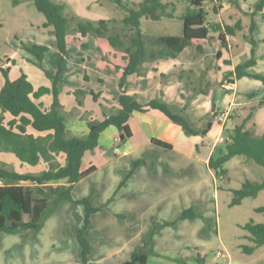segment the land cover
<instances>
[{
  "label": "trees",
  "instance_id": "1",
  "mask_svg": "<svg viewBox=\"0 0 264 264\" xmlns=\"http://www.w3.org/2000/svg\"><path fill=\"white\" fill-rule=\"evenodd\" d=\"M209 1L211 8L206 5V0H141L132 5L117 0L126 10V15L121 21L106 18L91 21L77 14L67 13L63 2L32 0L37 10L45 17L42 27H52L51 33L54 39L46 45L24 41H20V44L35 57L36 61L29 60L42 70L51 84L34 87L23 71L16 78H11L9 69L0 68L4 79L0 88V152H11L21 163L29 166H37L41 163L43 169L37 173H22L0 166V182H4V186L0 187V232L12 234L30 230L32 236H35L42 228L45 217L53 212L60 202L70 201L81 205L84 209L83 226L76 234L80 244L78 258L82 264H90L92 236L88 227L91 215L107 208L115 193L103 204L94 205L99 195L95 186L90 187L87 196L79 199L73 198L72 188L76 182L93 173V167L82 170L81 165L86 152L94 150L98 145L100 133L108 126H115L123 135L122 139H127L131 136L128 126L130 115L134 111L150 110L163 113L172 122L180 125L187 135H205L206 130L211 127L210 121L200 128L194 126L185 113L189 98H186L184 106L177 110L160 98L140 103L135 94L128 93L126 85V77L129 74L144 75L145 62L175 57L187 46L194 49L195 56H203V42L215 39L222 48L228 50L227 38L236 36L237 31L243 30L242 19L237 18L230 24L212 20L208 14L211 11L218 16L222 5L219 0ZM263 8L264 0H256L252 11L246 12L240 9L242 14L249 17V35L244 34V36L251 43L250 55L224 74L227 84H233L235 79L242 76L264 81V75L248 71V68L255 64L253 16ZM142 17L150 20L179 19L182 23V31L180 34H147L141 28ZM72 31L77 32L80 38L88 33H94L99 38L106 39L114 49L122 52L123 58L126 59L118 82L117 105L106 99L101 100L100 93L82 89L73 90L78 105H82L81 96L90 93L102 107V119L84 116L88 127V132L84 135L68 132L65 124L66 112L59 100L60 73L71 43ZM211 33H216V37ZM50 46L57 47L61 52L56 69L46 68L42 64L43 56ZM80 46L84 49L87 47L85 43H81ZM217 57H220V52ZM224 61L230 64L229 59ZM184 78L190 84L193 95L209 93L211 82L206 79L205 71L197 74L193 70H181L179 79ZM44 94L52 95V102L48 107H44L39 101ZM254 103L251 105L248 118L253 115L257 106L264 103V97ZM246 120L247 118L236 124L232 133L223 139L224 150L209 157L208 167L216 178L227 175L224 165L237 155L252 159L264 168V132L255 134L247 127ZM152 142L163 149L171 148L169 143L160 139L154 138ZM140 163V160L135 161L133 167H137ZM130 174L131 171L123 175L117 189L125 183ZM261 190H264V176L261 180L246 179L239 188L232 191L230 204H240L244 198L255 197ZM255 210L264 213V206H258ZM195 217L206 219L195 206H190L174 220L154 221L142 238V243L132 251L130 259L122 264H147L149 253H156L152 245L153 238L162 227L175 225L181 219ZM242 227L247 232L245 238L249 243L241 244L240 249L246 254H251L256 248L264 245V222L250 219ZM196 258L201 261L199 254Z\"/></svg>",
  "mask_w": 264,
  "mask_h": 264
},
{
  "label": "crops",
  "instance_id": "2",
  "mask_svg": "<svg viewBox=\"0 0 264 264\" xmlns=\"http://www.w3.org/2000/svg\"><path fill=\"white\" fill-rule=\"evenodd\" d=\"M255 2L256 0H249L241 9L250 12ZM234 15L235 20L243 18L244 28V24L247 23L245 18L237 13ZM253 18L255 21L254 33H256L257 28L260 31L264 27V8L262 11L256 12ZM51 29L52 27H41L37 29L39 33H33L31 30H34L29 29L25 31V35L19 36V38L14 36L8 52L4 55V60L0 61V68L9 69V76L16 78L23 71L21 69L16 77L11 75L12 68L17 64V58L35 65L29 60L36 61L35 57L21 47L20 41L49 44L54 39ZM234 37H228L227 42L229 38ZM257 38L264 41V32L257 35ZM70 41L60 73L59 100L66 112L65 124L68 132L74 135H84L88 132L84 116L102 119V107L90 93L81 96L82 105H78L73 90L82 89L87 92L100 93L101 100L106 99L117 105L118 82L126 59L123 58L124 54L114 49L106 39L99 38L94 33H88L80 38L77 32L72 31ZM81 43L87 45L86 49L80 46ZM205 43L203 42V44ZM214 43L213 46L203 45V56H195L194 49L187 46L175 57L145 62L143 64L144 75L133 73L126 77L128 93L135 94L140 103H147L151 99L160 98L174 110H177L182 108L186 98H189L185 113L194 126L200 128L206 126L210 121L211 127L206 130L205 135H187L180 125L172 122L163 113L150 110L147 112L134 111L130 115L128 126L131 130V136L127 139L120 137L121 133L115 126H108L100 133L98 145L94 150L86 152L81 165L82 170L93 167V173L76 182L72 188L73 198L79 199L87 196L90 187L95 186L99 193L94 202L95 205L103 204L115 193L106 209L91 215L90 264H122L129 260L132 251L142 243V238L153 223L152 210L149 211L151 207H169V210L188 207L190 204L200 207V204L205 201V196H207L206 200L211 202V196L216 190L214 186L215 176L208 167V159L211 155H217L224 149L221 144L223 141H218V137L222 136L223 139H226L236 125L235 123L233 127H230L227 118L220 124L216 121L215 115L223 111H228L229 114L234 108L238 109V113H240L241 107H246L264 97V95L255 97L256 91L264 94V81L250 76L235 79L233 84H229V89L226 88L225 75L218 78L215 73V66H218L219 62V57L216 56L218 52H220V56L222 55V47L220 48L218 40ZM228 47V51L231 52L229 42ZM244 47L245 45L243 50ZM254 47L255 64L250 66L248 71L261 74V67L264 68V42H260L258 46ZM256 48H258V52H256ZM229 55L231 58L227 59L230 60V64H227L228 68L224 74L238 63L233 58L234 54L229 53ZM60 57V50L55 46H50L43 56L42 64L46 68L56 69ZM206 65L212 68L208 69ZM255 67H258V70H255ZM205 68L208 69L206 78L211 80L215 76L212 80L220 81L219 87L223 91H230L225 96L223 95L224 97L222 96L226 103L223 108L218 105L217 98L212 96L217 90L215 86L211 87L210 93L207 95H193L188 81L185 78L179 79L181 70H193L199 74ZM0 75L1 88L4 82L1 71ZM31 83L34 87L50 86L51 84L49 79H40L37 84ZM39 101L44 107H48L52 102V95L44 94ZM109 105L107 104V106ZM256 110L253 111L254 116L252 118L257 127ZM154 138L169 143L171 148L162 149L156 146L152 142ZM138 160L141 163L137 167H133L134 162ZM0 166L22 173L31 172L22 165H20L22 168L17 170L14 157L4 152H0ZM130 171L131 174L128 179L117 189L123 175ZM3 183V181L0 182V187L4 186ZM123 195L124 198L121 201ZM201 196L203 199H199L198 202V198ZM59 207L45 218L42 228L35 236H32L30 230L20 231L24 235V239L20 241L24 251H28L29 257L33 255L35 259V262L28 259L29 263H25V259L24 264H82L78 257H67L66 249H62V242L72 243V246L76 247V253H78L80 244L73 245V237L64 231L69 221L68 218L62 222L60 218H55L59 214L58 210L65 208ZM112 207L127 208L116 209ZM80 211H82V207ZM72 212L70 213L72 214ZM123 212H126V217L129 213L133 219L128 221L126 217H119L118 214ZM57 220L63 226H57ZM165 227H169V225L162 227L153 238L152 245L156 252L163 251L161 249L163 246L158 247V244L161 243L162 231ZM45 245L52 246V248L60 245L57 256L45 254ZM148 259L149 256L147 263Z\"/></svg>",
  "mask_w": 264,
  "mask_h": 264
},
{
  "label": "rangeland",
  "instance_id": "3",
  "mask_svg": "<svg viewBox=\"0 0 264 264\" xmlns=\"http://www.w3.org/2000/svg\"><path fill=\"white\" fill-rule=\"evenodd\" d=\"M56 1L65 3V10L67 13L77 14L85 20L96 21L100 18H106L121 21L126 15L125 8L121 7L117 0ZM140 1L141 0H122V2L130 5L137 4ZM219 1L222 5L219 15L215 16L211 11L208 14L212 20L230 24L236 18L234 13H237L239 16L241 15L244 17L245 22H247L244 24L242 31H237L234 38H229L228 42L231 45V52L220 46L222 55L218 58L219 67L215 66V73L218 78H222L224 71L228 68L224 60L231 58L229 53L234 54V60L239 63L245 57H249L251 43L246 40V37L244 36V34L249 35V17L242 14L240 11L249 0ZM206 5L211 8L209 0H206ZM44 20V15L37 10L32 0H0V61L2 62V60H4V55L8 52V49L11 46V40H13L14 36L19 38V36L25 35V31L29 29H33L34 31L31 30L33 33H39L37 32V29L42 27L41 22ZM118 27L122 26L118 25ZM141 28L145 33L150 35L164 33L180 34L182 31V23L179 19L150 20L142 17ZM254 31L252 32V38L255 41L254 46H258L260 42H264L257 38V35L263 34L264 27L260 29V31L259 28H257L256 33H254ZM211 35L216 37L217 34L211 33ZM214 41L217 40L214 39L212 41H207L203 45L205 46L207 44L213 46ZM244 45L245 47L243 50ZM253 48L255 51V47ZM256 52H258V48H256ZM16 63V66L11 70L12 76L16 77L22 69L28 75L31 82H34L35 84H37L40 79H48L39 67L29 62H24L21 58H17ZM206 67H208V69L212 68L209 65H206ZM208 69L205 68L203 70L205 71V77ZM256 69L258 70V67H255V70ZM260 71L261 74L264 75V68L261 67ZM214 78L215 76H213L212 79ZM206 79L211 82L210 90L212 86L217 88L212 96L217 98L218 105L222 108L225 107L226 103L224 102L223 97L226 93H230V91H223L219 87L220 81L216 82L212 79L211 81L209 78ZM255 94L256 98L264 95L263 93H258V91H256ZM252 104L255 103H250L246 107H241L239 110L240 113H238V109L236 108L231 110L230 115L228 114L227 116V119H229L230 122V127H233L235 123H241L247 118L246 125L251 128L255 134H261L264 132V103L257 106V127L252 118L254 115L248 118ZM221 144L224 146V142ZM4 153L14 157L17 163V170H20V168L24 166L34 173L43 169V164L41 163L37 166H29L28 164L21 163L11 152ZM20 165H22V167H20ZM224 167L227 169V175L223 178L215 177L214 186L216 191L211 196V202L208 199L206 200L207 196H205V201L200 204V207L198 205H188V207L195 206L206 219L204 220L200 217L191 218L189 220L181 219L183 221L178 220L175 225L165 227L162 231L161 243L158 244V247L163 246L161 248L163 251L149 253L147 264H264V245L256 248L251 254H246L240 249L241 244L249 243L245 238L247 232L243 229L242 225L247 223L250 219H253L255 222H264V213L255 210L258 206H264V190L259 191L255 197L244 198L240 204H230L232 200V191L239 188L246 179L261 180L264 176V168L254 160L246 159L240 155L230 158L225 163ZM123 198L124 195L122 196L121 201ZM187 198L189 197L187 196ZM199 199H203V197H199L198 202ZM59 205L57 207L65 208L59 209V214H57L55 218H60L61 222L68 218L69 221L64 231L67 235L73 237V245L76 246V243L79 245L76 234L83 226L84 209L81 205L70 201L60 202ZM81 207L82 211H80ZM188 207H178V209L175 210H169V207H151L149 211L151 212L152 210L153 222L161 220L168 221L174 220L185 208ZM112 208L123 209L127 207ZM56 210L57 209L54 211ZM53 212H50L49 214ZM70 212H72V214ZM118 216L125 218L126 212L119 213ZM132 219V216L128 213L126 220L130 221ZM57 221V226H63L59 220ZM88 230L90 231V224ZM23 236V232L12 234L0 232V264H24L25 259V263H29L28 259L35 262L34 256L31 255L29 257L28 251H24L23 245L20 242L24 239ZM60 245L53 248L52 246L45 245L44 253L52 254L56 257ZM62 249H66L65 254L67 257H78L76 247L72 246V243L67 244L62 242ZM197 254L200 255L201 261L196 258ZM60 255L63 256L62 254ZM179 258H181V260H179Z\"/></svg>",
  "mask_w": 264,
  "mask_h": 264
},
{
  "label": "built area",
  "instance_id": "4",
  "mask_svg": "<svg viewBox=\"0 0 264 264\" xmlns=\"http://www.w3.org/2000/svg\"><path fill=\"white\" fill-rule=\"evenodd\" d=\"M229 87H230V85L229 84H226V88H229ZM227 116H228V111H223V112H220L217 115H215V119H216V121L218 123L221 124V123L224 122V120H226ZM218 141H223V137L222 136H219L218 137Z\"/></svg>",
  "mask_w": 264,
  "mask_h": 264
},
{
  "label": "water",
  "instance_id": "5",
  "mask_svg": "<svg viewBox=\"0 0 264 264\" xmlns=\"http://www.w3.org/2000/svg\"><path fill=\"white\" fill-rule=\"evenodd\" d=\"M120 137H123V135L121 134Z\"/></svg>",
  "mask_w": 264,
  "mask_h": 264
}]
</instances>
